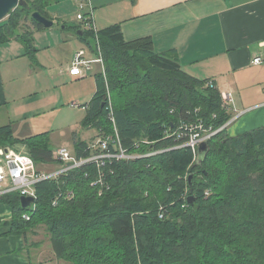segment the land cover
<instances>
[{
	"label": "trees",
	"instance_id": "trees-1",
	"mask_svg": "<svg viewBox=\"0 0 264 264\" xmlns=\"http://www.w3.org/2000/svg\"><path fill=\"white\" fill-rule=\"evenodd\" d=\"M26 1L0 21V47L22 40L34 56V32L45 27L32 13L53 19L48 8L58 0ZM22 17L33 26L17 34ZM70 26L93 51L97 34L105 61L106 73H96L97 89L84 105L86 125L99 137L117 128L127 152L148 157L88 163L39 181L34 207L23 208L18 191L0 196L14 210L11 232L28 242L45 225L51 252L69 264H264V126L237 136L225 127L209 139L205 158L194 160L181 146L187 131L173 133L191 123L217 129L232 117L216 81L186 71L176 49L156 51L150 36L127 41L119 23L97 33L80 21ZM16 143L26 145L39 171L62 166L49 132L18 138L12 124L0 125V148ZM96 151L82 140L73 147L78 158ZM101 172L102 183L93 184ZM30 250L29 263L44 264Z\"/></svg>",
	"mask_w": 264,
	"mask_h": 264
},
{
	"label": "crops",
	"instance_id": "crops-1",
	"mask_svg": "<svg viewBox=\"0 0 264 264\" xmlns=\"http://www.w3.org/2000/svg\"><path fill=\"white\" fill-rule=\"evenodd\" d=\"M91 3L96 28L119 23L127 41L150 36L156 51L176 49L186 71L202 79H214L220 91L231 92L229 111L236 117L227 128L231 136L264 126V63H253L254 57L264 56V0H91ZM66 7L69 8L66 13L72 9L71 5ZM71 32L68 33L73 35ZM73 37L80 44L77 51L84 43L76 34ZM71 64L72 61L66 76L70 81L78 80L80 75L70 74ZM12 80L0 64V117L8 121L5 124L13 125L18 97L9 89ZM96 89L95 77L90 99L79 106L86 109L84 105H89ZM13 129L15 133L14 125ZM42 132L49 130L42 128L18 138ZM76 140L87 141L90 146L94 143L93 139L89 142L74 133L73 147ZM14 148L27 152L22 143H16ZM59 168L57 163H49L43 171ZM13 216L12 206L0 199V264H30L27 257L30 248L34 261L44 262L39 258L40 243L30 236L26 242L20 233L11 232Z\"/></svg>",
	"mask_w": 264,
	"mask_h": 264
},
{
	"label": "rangeland",
	"instance_id": "rangeland-1",
	"mask_svg": "<svg viewBox=\"0 0 264 264\" xmlns=\"http://www.w3.org/2000/svg\"><path fill=\"white\" fill-rule=\"evenodd\" d=\"M68 5H71L72 9L66 13L69 9L66 7ZM48 9L55 23L51 27L34 32L35 55L27 52L28 48L24 41L13 39L0 47V64L7 76L13 79L9 89L18 97L14 105L17 113L12 117L16 120L13 123L15 135L20 137L25 133H34L44 128L49 130L54 149L63 146L73 148L74 133L89 142L92 139L95 142L100 138L97 127L86 125L87 111L79 104L90 99L95 87L94 74L99 72L101 67L99 64H94L92 69L85 72L78 80L70 81L66 75H68L71 59L76 53V46L80 45L79 41L73 37L76 33L73 29L71 32L70 26L79 24L78 6L74 0H58ZM19 24L18 30H25L24 26H33L30 17H22ZM80 47L78 48L88 49L85 43ZM72 102L78 106L71 107ZM54 106H56L55 109H53ZM6 122L8 121H4V116H1L0 124ZM157 184L154 183V187ZM36 231L37 235L33 236L29 233V236L36 243H40L39 258L46 264H69L63 260L53 259L54 254L48 249L50 243L46 226L40 225Z\"/></svg>",
	"mask_w": 264,
	"mask_h": 264
},
{
	"label": "built area",
	"instance_id": "built-area-1",
	"mask_svg": "<svg viewBox=\"0 0 264 264\" xmlns=\"http://www.w3.org/2000/svg\"><path fill=\"white\" fill-rule=\"evenodd\" d=\"M78 6L77 19L84 23V28H93L97 33V28L94 23V13L91 0H74ZM96 51L90 48H81L76 51L72 64L70 67L71 75L83 76L85 72L92 69L94 64H99L103 75L106 73L105 61L102 54L101 45L96 34ZM253 63H264V56L258 55L254 57ZM211 85H215L213 81H210ZM107 100L108 116L115 124L114 108L111 99V92L109 87L107 88ZM223 97L224 106L230 110L231 101L233 99L231 92L221 91ZM74 106L78 104L73 103ZM236 119L231 117L222 127L217 129L206 128L202 123L185 124L180 129H177L173 134L182 135L183 131H187L189 139L185 144L181 146H188L194 153V160L198 158L199 145L203 141H209V139L217 132L227 127ZM184 128V129H183ZM90 148L97 151L86 158H78L74 152L67 146L60 147L54 150V157L62 162L61 168L55 171L46 172L39 171L34 159L27 152L18 151L14 147H2L0 148V196L12 192L18 191L21 196H33L37 198L35 186L39 181L44 179L57 178L60 174L66 173L71 169L81 167L88 163H97L98 166L106 165L107 162H113V160H134L137 158L148 157L143 154H132L125 152L121 145V137L118 129L114 127V133L107 137H100L95 141ZM102 177L104 174L99 175L98 179L94 183H102ZM55 203L57 200L54 201ZM35 202L30 205L34 207ZM29 207V208H30ZM29 214H24V218L29 219Z\"/></svg>",
	"mask_w": 264,
	"mask_h": 264
},
{
	"label": "water",
	"instance_id": "water-1",
	"mask_svg": "<svg viewBox=\"0 0 264 264\" xmlns=\"http://www.w3.org/2000/svg\"><path fill=\"white\" fill-rule=\"evenodd\" d=\"M18 6L27 7L28 3L26 0H0V21L5 19L11 13V11H13ZM32 18L38 23L42 24L44 27H51L54 24V21L52 19L44 16L40 11H34L32 13ZM16 33H20L18 29H16ZM78 34L82 35L83 30H78ZM208 151L209 142H201L198 149V161L203 160ZM20 199L23 208H29L30 205L35 202V198L33 196H21ZM192 200L193 196H190L189 201Z\"/></svg>",
	"mask_w": 264,
	"mask_h": 264
},
{
	"label": "bare ground",
	"instance_id": "bare-ground-1",
	"mask_svg": "<svg viewBox=\"0 0 264 264\" xmlns=\"http://www.w3.org/2000/svg\"><path fill=\"white\" fill-rule=\"evenodd\" d=\"M222 127V126H221ZM220 128V127H219ZM221 131V130H220ZM123 148V147H122ZM124 149V148H123ZM125 150V149H124ZM125 152H127L126 150H125ZM129 153V152H128ZM133 154V153H132ZM135 155H137V154H135Z\"/></svg>",
	"mask_w": 264,
	"mask_h": 264
}]
</instances>
